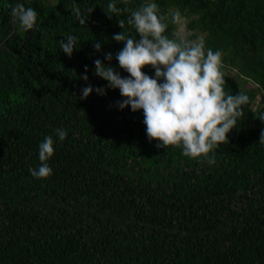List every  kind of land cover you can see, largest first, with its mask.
<instances>
[{
    "label": "trees",
    "instance_id": "1",
    "mask_svg": "<svg viewBox=\"0 0 264 264\" xmlns=\"http://www.w3.org/2000/svg\"><path fill=\"white\" fill-rule=\"evenodd\" d=\"M109 2L0 0V264H264V0H126L131 10L157 3L168 35L179 10L191 39L222 52L225 92L249 97L211 165L156 148L143 111L114 106L118 89L79 99L82 87L107 84L93 75L106 52L128 75L112 36L136 33L108 19ZM16 3L37 11L33 30L13 21ZM77 6L93 8L85 26ZM68 35L80 42L71 58L57 43ZM142 71L154 75L151 65ZM46 136L56 141L53 174L36 179L28 169L40 165Z\"/></svg>",
    "mask_w": 264,
    "mask_h": 264
},
{
    "label": "clouds",
    "instance_id": "2",
    "mask_svg": "<svg viewBox=\"0 0 264 264\" xmlns=\"http://www.w3.org/2000/svg\"><path fill=\"white\" fill-rule=\"evenodd\" d=\"M9 7L13 21L19 22L22 31L28 32L36 27L38 13L34 8L22 3ZM71 11L76 21L85 26L93 8L77 6ZM104 12L110 20L117 17L121 29L127 24L135 30V36L131 31H120L112 36V40L124 45L116 53L115 60L128 75L122 76L112 66L113 54L106 52L103 60L93 61V75L107 84L82 87L79 99L86 100L93 92L105 96L108 89H118L122 99L114 106L118 110L130 108L133 113L142 110L147 138L149 142L158 141L156 148L180 147L184 157L196 159L203 156L208 164H214L209 153L229 143L228 133L238 128V120L244 115L242 106L249 103L245 94L225 92L222 52L206 49L203 37L191 39L187 20L179 10L170 14L171 24L175 26L170 35L166 34L169 28L167 18L160 14L157 3L149 2L131 10L126 0L124 7H118L117 0H111ZM121 16L123 18H119ZM57 43L60 51L69 58L80 45L75 35H68ZM92 46L96 52L101 51L100 42L94 41ZM148 65L154 70L151 77L142 71ZM87 72L85 65V74L80 76L85 82L89 79ZM261 119L264 120V116ZM55 136L62 142L67 131L57 128ZM259 142L264 144V130ZM54 143L52 136H46L39 144L41 163L37 168L28 169L32 177L47 179L53 174L47 161L54 154Z\"/></svg>",
    "mask_w": 264,
    "mask_h": 264
},
{
    "label": "rangeland",
    "instance_id": "3",
    "mask_svg": "<svg viewBox=\"0 0 264 264\" xmlns=\"http://www.w3.org/2000/svg\"><path fill=\"white\" fill-rule=\"evenodd\" d=\"M232 73V72H231Z\"/></svg>",
    "mask_w": 264,
    "mask_h": 264
}]
</instances>
